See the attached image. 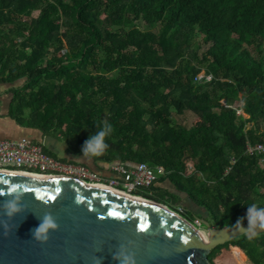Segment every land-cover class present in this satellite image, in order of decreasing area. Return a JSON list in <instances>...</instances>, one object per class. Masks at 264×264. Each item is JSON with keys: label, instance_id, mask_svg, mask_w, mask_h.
I'll return each mask as SVG.
<instances>
[{"label": "trees", "instance_id": "obj_1", "mask_svg": "<svg viewBox=\"0 0 264 264\" xmlns=\"http://www.w3.org/2000/svg\"><path fill=\"white\" fill-rule=\"evenodd\" d=\"M0 81L18 83L11 116L66 154L163 166L136 194L190 221L235 227L264 209V154L247 152L264 143V0H0ZM186 111L190 127L175 117ZM107 125L101 154L86 153ZM254 233L219 245L211 264H264Z\"/></svg>", "mask_w": 264, "mask_h": 264}, {"label": "water", "instance_id": "obj_2", "mask_svg": "<svg viewBox=\"0 0 264 264\" xmlns=\"http://www.w3.org/2000/svg\"><path fill=\"white\" fill-rule=\"evenodd\" d=\"M164 207L65 176L0 174V264H211L219 245L261 229L201 218L207 236ZM49 217L57 227L37 238Z\"/></svg>", "mask_w": 264, "mask_h": 264}, {"label": "built area", "instance_id": "obj_3", "mask_svg": "<svg viewBox=\"0 0 264 264\" xmlns=\"http://www.w3.org/2000/svg\"><path fill=\"white\" fill-rule=\"evenodd\" d=\"M204 77L206 80H211L213 76L203 74L199 79ZM243 105L244 103L233 106L238 115H245ZM247 152L264 154V143L248 144ZM261 161L263 162L264 159ZM0 170L65 176L86 183L108 185L130 196H140L136 194L139 188L150 187L158 180L160 174L166 172L163 166L152 167L145 162L137 163L132 167L114 163L110 166L112 175L105 176L83 163L63 161L48 153L43 143L29 138L0 139Z\"/></svg>", "mask_w": 264, "mask_h": 264}, {"label": "crops", "instance_id": "obj_4", "mask_svg": "<svg viewBox=\"0 0 264 264\" xmlns=\"http://www.w3.org/2000/svg\"><path fill=\"white\" fill-rule=\"evenodd\" d=\"M16 85H18V83L13 84V83L0 81V139L18 140L22 138H30L36 142L43 143L44 146L48 147L49 149H51L58 155L69 156L71 159L78 161L79 163H87L89 165V162L85 160H91L90 165L94 167L95 171L105 176L112 175L111 170H110L111 165L102 164V165H99V167H95L93 160L90 158H84V157L82 158V157H77L73 155H68L66 154L67 145L65 142L59 141L58 139L50 137V136L48 137L40 129L28 128L18 123V121L14 119L10 114L11 105H12V101L14 98V92L12 91V88L15 87ZM165 186L170 189H173L172 184L170 182H167ZM173 190L175 191V187ZM180 193L182 194L184 198V201H185L184 205L188 206L189 209L198 208L194 204H191L188 201L186 194L182 192Z\"/></svg>", "mask_w": 264, "mask_h": 264}, {"label": "clouds", "instance_id": "obj_5", "mask_svg": "<svg viewBox=\"0 0 264 264\" xmlns=\"http://www.w3.org/2000/svg\"><path fill=\"white\" fill-rule=\"evenodd\" d=\"M106 131L105 132H101L98 135L92 137L88 142H87V147L85 149L86 153H90L93 155H100L101 152L97 151V149L102 148V147H106L103 144V137L106 135L107 131H111V126L107 125L105 126ZM249 221L250 223L255 226L257 221H260V227L264 228V209L262 210H257L256 206L253 205L250 209H249ZM57 225L54 223V221L49 217L46 218L40 225H38L35 235L37 236V238H40V234L44 233L47 229L49 228H56ZM255 233H252V236H254ZM252 236H249V238L251 239Z\"/></svg>", "mask_w": 264, "mask_h": 264}, {"label": "rangeland", "instance_id": "obj_6", "mask_svg": "<svg viewBox=\"0 0 264 264\" xmlns=\"http://www.w3.org/2000/svg\"><path fill=\"white\" fill-rule=\"evenodd\" d=\"M205 50H206V47H203V49L199 51L200 54L202 55V53H203ZM203 74H204V72L201 73V75H203ZM20 82L22 83V81H20ZM241 96H243V93H242ZM242 103H244L243 100H240L237 104L240 105V104H242ZM245 116H246V117H249V115H248V114L246 115V113H245ZM175 117H176V119H177V122L182 123V124H184V125L190 127V126H192V123H193V121H194V119H195V114H194L193 112H191V111H186L184 114H180V115H179V114H175ZM85 161L89 162V165L91 164V160H85ZM92 163H93V162H92ZM172 188L174 189L173 185H172ZM169 209H170V208H169ZM171 210H172V209H171ZM173 211H175V210H173ZM175 212L177 213V211H175ZM194 212H195L196 215L199 214V215H204V216H206V213H205V211H204L203 209L196 208V209L194 210ZM179 215H180V213H179ZM180 216L184 217L182 214H181ZM184 218H185V217H184ZM186 219H187V218H186ZM191 222H193L194 224H196L197 227H198L201 231H205L206 234H207V236H209L208 229H207L205 226L202 225V221H201V219H196V220L191 221ZM263 230H264V228H261V229H260V231H263ZM238 264H253V263H252L248 258H244V259L240 260Z\"/></svg>", "mask_w": 264, "mask_h": 264}, {"label": "bare ground", "instance_id": "obj_7", "mask_svg": "<svg viewBox=\"0 0 264 264\" xmlns=\"http://www.w3.org/2000/svg\"><path fill=\"white\" fill-rule=\"evenodd\" d=\"M0 174H22V175H34V174H29V173H25V172H10V171H4V170H0ZM81 184H92V185H96V186H99V187H102L104 188L105 190H109V191H112V192H117L121 195H126V196H130L128 194H126L125 192L123 191H119L117 189H114L108 185H104V184H97V183H86V182H83L81 181ZM136 198H139V197H136ZM141 199V198H140ZM163 210H165L166 212L170 213V214H173L179 218H182L178 213H176L175 211L169 209L168 207H164L162 208Z\"/></svg>", "mask_w": 264, "mask_h": 264}, {"label": "snow or ice", "instance_id": "obj_8", "mask_svg": "<svg viewBox=\"0 0 264 264\" xmlns=\"http://www.w3.org/2000/svg\"><path fill=\"white\" fill-rule=\"evenodd\" d=\"M113 215H115V213H113Z\"/></svg>", "mask_w": 264, "mask_h": 264}]
</instances>
